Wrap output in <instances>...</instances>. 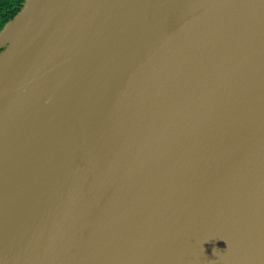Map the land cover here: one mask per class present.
Segmentation results:
<instances>
[{"label":"water","instance_id":"95a60500","mask_svg":"<svg viewBox=\"0 0 264 264\" xmlns=\"http://www.w3.org/2000/svg\"><path fill=\"white\" fill-rule=\"evenodd\" d=\"M0 264H264V0H26Z\"/></svg>","mask_w":264,"mask_h":264},{"label":"trees","instance_id":"16d2710c","mask_svg":"<svg viewBox=\"0 0 264 264\" xmlns=\"http://www.w3.org/2000/svg\"><path fill=\"white\" fill-rule=\"evenodd\" d=\"M26 0H0V33L22 10Z\"/></svg>","mask_w":264,"mask_h":264}]
</instances>
